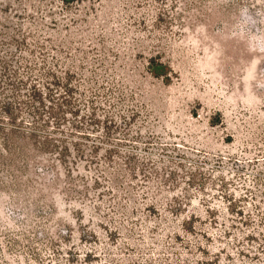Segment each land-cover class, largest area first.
<instances>
[{
	"label": "rangeland",
	"instance_id": "obj_1",
	"mask_svg": "<svg viewBox=\"0 0 264 264\" xmlns=\"http://www.w3.org/2000/svg\"><path fill=\"white\" fill-rule=\"evenodd\" d=\"M0 264H264V0H0Z\"/></svg>",
	"mask_w": 264,
	"mask_h": 264
},
{
	"label": "trees",
	"instance_id": "obj_2",
	"mask_svg": "<svg viewBox=\"0 0 264 264\" xmlns=\"http://www.w3.org/2000/svg\"><path fill=\"white\" fill-rule=\"evenodd\" d=\"M159 67H162V65H161V64H157V65L155 66V68H159Z\"/></svg>",
	"mask_w": 264,
	"mask_h": 264
}]
</instances>
